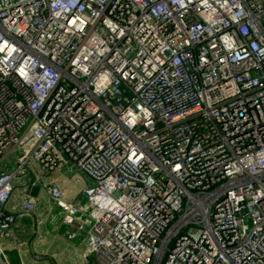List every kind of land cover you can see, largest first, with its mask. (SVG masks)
I'll return each instance as SVG.
<instances>
[{"label": "built area", "instance_id": "built-area-1", "mask_svg": "<svg viewBox=\"0 0 264 264\" xmlns=\"http://www.w3.org/2000/svg\"><path fill=\"white\" fill-rule=\"evenodd\" d=\"M66 165L95 264H264V0H0V236Z\"/></svg>", "mask_w": 264, "mask_h": 264}, {"label": "crops", "instance_id": "crops-1", "mask_svg": "<svg viewBox=\"0 0 264 264\" xmlns=\"http://www.w3.org/2000/svg\"><path fill=\"white\" fill-rule=\"evenodd\" d=\"M6 202L16 213L10 232L0 236V264H95L86 245V232L62 221L58 205L51 201L44 183L56 181L67 200L85 201L83 188L90 178L73 165L40 173L34 183L17 178ZM22 200L34 208L25 210Z\"/></svg>", "mask_w": 264, "mask_h": 264}, {"label": "rangeland", "instance_id": "rangeland-1", "mask_svg": "<svg viewBox=\"0 0 264 264\" xmlns=\"http://www.w3.org/2000/svg\"><path fill=\"white\" fill-rule=\"evenodd\" d=\"M18 153V150L17 149H14L9 155H8V158L9 160H11L10 162V168H12L14 165H15V156L17 155ZM15 180H18L17 178L14 179Z\"/></svg>", "mask_w": 264, "mask_h": 264}]
</instances>
